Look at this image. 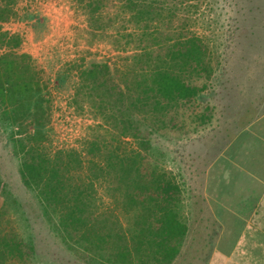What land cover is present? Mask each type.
Here are the masks:
<instances>
[{"label": "trees", "instance_id": "16d2710c", "mask_svg": "<svg viewBox=\"0 0 264 264\" xmlns=\"http://www.w3.org/2000/svg\"><path fill=\"white\" fill-rule=\"evenodd\" d=\"M191 1L178 0L183 9ZM223 1L233 13L225 41L221 33L207 38L185 32L184 15L175 34L161 33L163 1H126L133 5L134 23H143L140 46L121 68L97 64L81 73L78 108L89 102L105 127L90 129L78 151L49 155L43 129L50 112L37 71L26 55L0 54V137L15 148L18 178L41 207L37 227L24 201L16 200L14 207L32 231L23 240L8 237L1 249L11 241L6 252L23 264L172 263L188 232L185 190L162 166L166 152L156 140L186 141L182 151L196 149L190 154L207 162L217 159L219 146L212 143L217 154H205L198 143L216 139L206 133L213 123L225 144L240 124H250L254 117L243 112L247 108L236 99L235 82L245 83L243 99L250 100L245 94L261 88L257 76H264V0ZM15 2L0 0V23L17 15ZM167 17L164 28L172 25L173 16ZM5 40L9 46L19 44L1 33L0 42ZM252 101L255 107L260 104Z\"/></svg>", "mask_w": 264, "mask_h": 264}, {"label": "rangeland", "instance_id": "374dc122", "mask_svg": "<svg viewBox=\"0 0 264 264\" xmlns=\"http://www.w3.org/2000/svg\"><path fill=\"white\" fill-rule=\"evenodd\" d=\"M126 1L16 0L14 11L17 15L12 16L7 24L12 27L16 25L18 20L23 23H27V19L30 20L26 25L19 24L27 26V29L18 28L23 33V44L19 47V53L25 49L26 53L30 52L32 56L36 57V59L34 58L35 62L31 61L40 78L41 93L44 99L48 101L47 106H49L50 112L49 122L43 129L47 137V141L43 145L49 155H54L58 151H78L90 129L99 125L105 127L101 118L94 116L96 108H93L89 102L84 105L81 104V109L78 108L76 91L82 72L97 64L121 68L123 63L131 61V57L136 53L135 49L140 46L138 40L143 31L141 29L143 23L140 21L138 24L134 23L135 21L132 20L134 12H131L130 9L132 8L130 5H133H128ZM160 1H163L162 11L158 16L159 21L162 22L161 33L175 34L179 29L178 21L180 20L178 18L184 19V15L188 17L185 32L207 38L212 34L217 36L221 33L224 41L226 40L225 26H228L233 16L228 2L223 0H192L190 7L183 9L178 0ZM93 2H97L98 7H95ZM94 8L97 11L92 14ZM169 14L173 16L172 25L164 28V21L168 22L169 17L167 16ZM92 15L100 17V19L96 20ZM152 19V17L145 18V21ZM237 82H235L236 99L248 108L247 105L251 101L244 100L242 92L245 83H240L238 80ZM245 95L247 96V94ZM219 124L222 127L227 123L219 122ZM213 125L206 133L214 135L216 139L204 138L205 140L200 141L198 145L202 147L201 151L203 152L205 150L217 154V151L211 150V144H216L218 148V141L225 139H217L219 126L216 128L218 124L213 123ZM34 128H30L29 131L33 132ZM211 130L213 131L210 132ZM195 135L200 139L202 134L198 132ZM124 141L132 143L131 139ZM156 142L166 152L162 166L171 171L177 180L183 184L185 204H187V193L192 196L193 188L199 192L202 190L203 158L202 156L196 158L194 154H190L196 149H190L188 152L182 151L181 147L186 141L170 143L165 139H157ZM222 143L225 144L223 141ZM15 155L13 145L6 143L4 137H0V181L5 184L3 188H0V243H8L6 239L9 238L10 240L14 239V241L23 240L32 231L30 222L25 223L22 212L14 207L17 205L16 200L24 201V209H27L28 215L30 213L29 217L34 218L31 220L33 225L35 220L37 227L41 223L40 219L37 220L40 216L41 207L35 193L29 187H24L18 178L19 165ZM200 211L193 208L191 213H188L191 232L187 239L188 242L186 241L183 247L185 252L194 253L198 248H201V245L194 241H201L210 232L209 228H203L206 221L204 219L205 213ZM210 222L207 221L206 224ZM50 238L52 240L49 237H45L44 240L46 242L47 240L48 242L54 241L53 243L58 242L52 236ZM51 241L48 243L50 245L47 251L53 253L55 249L51 246ZM10 242L6 249L0 248L1 252L10 251L8 247L12 244ZM57 244L62 247L59 242ZM73 260L76 259L73 258ZM78 261L75 263L84 264ZM186 263L187 261L184 264Z\"/></svg>", "mask_w": 264, "mask_h": 264}, {"label": "crops", "instance_id": "0c3cea01", "mask_svg": "<svg viewBox=\"0 0 264 264\" xmlns=\"http://www.w3.org/2000/svg\"><path fill=\"white\" fill-rule=\"evenodd\" d=\"M29 22L28 19L27 23L18 20L13 28L7 22L0 23V34L4 33L6 38L15 37L19 43L13 47L6 40L1 41L0 54L11 51L26 55L32 61L36 59L25 49L19 53L23 33L18 28L27 29L19 24ZM257 84L261 88L247 94L252 102L247 108L250 112L243 109L246 116L254 118L249 125L240 124L239 132L228 136L226 144L219 142L217 159L208 162L204 159L201 192L193 188L194 197L187 193L188 206L184 204L188 232L171 264H184L185 261L186 264H264V76H257ZM252 99L260 104L255 107ZM193 208L205 213L203 228H209L210 232L201 241H194L201 248L189 253L183 251V247L190 237L188 213ZM207 221L211 222L206 224ZM0 264L23 263L11 252H0Z\"/></svg>", "mask_w": 264, "mask_h": 264}]
</instances>
